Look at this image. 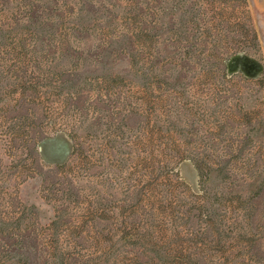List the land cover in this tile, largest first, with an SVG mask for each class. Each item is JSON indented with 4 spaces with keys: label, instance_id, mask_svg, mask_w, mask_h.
Instances as JSON below:
<instances>
[{
    "label": "rangeland",
    "instance_id": "obj_1",
    "mask_svg": "<svg viewBox=\"0 0 264 264\" xmlns=\"http://www.w3.org/2000/svg\"><path fill=\"white\" fill-rule=\"evenodd\" d=\"M0 264H264V0H0Z\"/></svg>",
    "mask_w": 264,
    "mask_h": 264
}]
</instances>
